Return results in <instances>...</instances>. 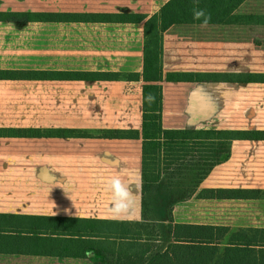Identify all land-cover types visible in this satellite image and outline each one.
<instances>
[{
	"label": "crops",
	"instance_id": "0c3cea01",
	"mask_svg": "<svg viewBox=\"0 0 264 264\" xmlns=\"http://www.w3.org/2000/svg\"><path fill=\"white\" fill-rule=\"evenodd\" d=\"M168 1L0 0V12H129L150 17ZM250 2L247 0L237 13L264 15L247 12ZM144 24L0 22V70L142 74ZM246 27L264 26L172 27L164 36L165 74L251 73L218 69L233 65H213L209 56L214 54L204 49L243 47L236 38H229L230 44L216 45L213 33ZM20 39L31 44L23 55L13 48ZM210 65L218 67L204 70ZM144 85V81H0V129L124 130L141 134L139 139L0 138V214L141 221ZM162 85L165 129L264 130V84ZM173 113L185 117L184 125L171 121ZM121 173L136 201L131 218H115L111 212L109 181ZM29 176L34 177V184H30ZM210 190L264 191V142H234L230 159L211 172L197 195ZM197 195L176 206V224L229 228L234 234L240 230L264 231V199ZM229 243L226 237L219 247H237ZM83 261L0 254V264H93L90 259Z\"/></svg>",
	"mask_w": 264,
	"mask_h": 264
},
{
	"label": "trees",
	"instance_id": "16d2710c",
	"mask_svg": "<svg viewBox=\"0 0 264 264\" xmlns=\"http://www.w3.org/2000/svg\"><path fill=\"white\" fill-rule=\"evenodd\" d=\"M247 0H169L153 16L138 13L0 12L1 23L144 24L142 74L0 70V81H144L142 218L138 222L0 214V254L89 260L93 264H264V231L182 226L175 223L179 203L193 199L203 182L231 157L233 143L264 142V130L165 129L162 83L264 84V73H169L163 66L164 36L174 26L203 25L194 9L211 19L207 26H264V15H239ZM139 131H42L0 129V138L139 139ZM178 184L181 195L174 186ZM156 198H150L153 194ZM211 199H264V191L210 190ZM217 229L218 232H214ZM232 233L230 236L229 234ZM229 245L221 249L224 238ZM156 243L167 245L160 249ZM243 245L244 248L239 247ZM250 246L260 247V250ZM104 256L102 260L100 257ZM103 258V257H102Z\"/></svg>",
	"mask_w": 264,
	"mask_h": 264
},
{
	"label": "rangeland",
	"instance_id": "374dc122",
	"mask_svg": "<svg viewBox=\"0 0 264 264\" xmlns=\"http://www.w3.org/2000/svg\"><path fill=\"white\" fill-rule=\"evenodd\" d=\"M249 9L246 10L250 13H262L264 12V0H251ZM194 30V29H193ZM197 30H200L197 28ZM244 31V32H243ZM213 35L217 38L212 42L216 45H223V44H230L231 40L229 38H236L243 43V47H205L204 49L208 48L214 55H210L209 57L212 59L213 65H220V64H232L233 66L230 67H218L210 65V68H204V70L218 69L222 70H233L238 71L241 70L242 72H259L264 73V27H251V28H242V29H218L215 30ZM219 40H222L220 42ZM31 45L28 41L20 39L13 45V48H17L19 53L23 55L25 52L28 51V46ZM260 46V47H256ZM251 46V47H250ZM32 56V54H30ZM25 59V56H24ZM224 59L225 61H223ZM223 61V62H222ZM207 64V62H205ZM248 70V71H246ZM240 72V71H238ZM169 114V111H168ZM214 114V113H212ZM174 119L171 121H182L180 125H184V121L186 120L184 116H179L177 113H173ZM195 117V113L194 116ZM34 118V116H33ZM30 184H34V177L29 176ZM180 187L178 184L174 186V192L177 196L181 195ZM153 193L150 198H156ZM142 213V212H141ZM160 249H164L167 245L164 243H156ZM96 253H91V257L89 258L90 261L94 263L95 259L94 256ZM100 257V256H99ZM103 257V258H102ZM100 257L102 260L104 256ZM78 263H83V260H77ZM91 262V263H92ZM77 263V264H78Z\"/></svg>",
	"mask_w": 264,
	"mask_h": 264
},
{
	"label": "clouds",
	"instance_id": "9594fccd",
	"mask_svg": "<svg viewBox=\"0 0 264 264\" xmlns=\"http://www.w3.org/2000/svg\"><path fill=\"white\" fill-rule=\"evenodd\" d=\"M194 16L196 19L203 17V25L207 26L210 21V15H206L203 10L194 9ZM120 175L114 176L109 181V188L113 192V201L111 212L115 218L127 217L131 218L130 214L135 207V198L133 190L122 180Z\"/></svg>",
	"mask_w": 264,
	"mask_h": 264
}]
</instances>
